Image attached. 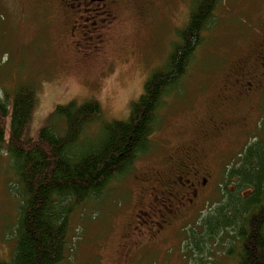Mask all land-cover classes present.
Segmentation results:
<instances>
[{"label": "rangeland", "instance_id": "obj_1", "mask_svg": "<svg viewBox=\"0 0 264 264\" xmlns=\"http://www.w3.org/2000/svg\"><path fill=\"white\" fill-rule=\"evenodd\" d=\"M190 2L142 0L136 4L139 8L126 9L118 41L107 55L109 61L90 60L83 64L77 61L85 44L75 37L79 47L68 45V28L63 15L51 7L53 0H0V99L9 97L18 86H34L37 104L31 134L44 125L56 106L73 100L97 101L104 121L126 120L130 104L141 95L151 71L164 62L175 31L186 22ZM214 18L213 27L203 34V44L196 49L182 80L181 94L166 100L162 127L150 137L151 150L140 156L128 175L111 182L99 199L73 210L68 250L60 264H194L193 259L186 261L182 253L185 230L193 228L201 214L206 215L217 205L224 191H233L229 183L224 187V175L227 167L237 162L246 143L257 139L264 142V77L256 82L258 89L252 102L226 115L233 121L244 120L247 127L212 139L206 159L213 169L214 181L203 195L201 211L189 214L184 223L163 237L151 238L152 242L147 239L126 247L123 233L131 222L137 195L142 194L138 175L161 168L160 161L166 155L159 147L164 144L161 141L175 153L189 143L208 144L209 136L203 138L199 132L208 125L218 95L233 85L234 70L243 65L244 57L254 56L260 44L264 31L261 0H222ZM94 129H89L86 137ZM6 155L2 145L0 260L9 262L17 200L9 189L7 179L12 175L6 167ZM145 219L141 216V220ZM137 226L144 230L149 224ZM223 243L226 246L223 240L203 247L206 264H236L235 258L225 256Z\"/></svg>", "mask_w": 264, "mask_h": 264}, {"label": "trees", "instance_id": "obj_2", "mask_svg": "<svg viewBox=\"0 0 264 264\" xmlns=\"http://www.w3.org/2000/svg\"><path fill=\"white\" fill-rule=\"evenodd\" d=\"M221 2L191 0L186 22L175 31L164 62L151 71L141 95L130 104L126 120L104 121L97 101L73 100L56 106L31 134L34 86H18L0 99V148L7 153L12 175L7 180L17 200L14 247L10 261L0 264H60L65 259L73 210L99 199L151 150L150 137L162 127L166 100L181 94L182 80ZM224 179V187L229 183L233 191L219 185L222 199L185 230L183 256L206 264L203 247L226 240L225 256L236 264H264V142L249 140Z\"/></svg>", "mask_w": 264, "mask_h": 264}, {"label": "flooded vegetation", "instance_id": "obj_3", "mask_svg": "<svg viewBox=\"0 0 264 264\" xmlns=\"http://www.w3.org/2000/svg\"><path fill=\"white\" fill-rule=\"evenodd\" d=\"M141 1L53 0L51 7L63 15L71 40L68 45L79 47L75 37L84 42L83 54L77 62L88 64L90 60L98 63L109 61L107 55L118 41L125 10L139 8ZM261 3L264 6V0ZM259 38L260 44L254 56L244 57L243 65L234 70L233 85L224 88L218 95V101L208 117V125L199 132L203 138L209 136V143H189L175 153L162 140L164 144L159 147L164 148L166 155L160 161L161 168L142 171L138 175L142 194L137 195L131 222L125 225L124 246H137L147 239L152 242L151 238L163 237L173 228H178L181 222L184 223L189 214L201 211L203 195L214 181L213 169L206 159V154L211 152L212 139L223 132H241L247 127L244 120L233 121L226 115L237 106L250 104L258 89L259 78L264 77V31ZM141 216L146 219L141 220ZM143 224L149 226L138 230L137 225Z\"/></svg>", "mask_w": 264, "mask_h": 264}]
</instances>
